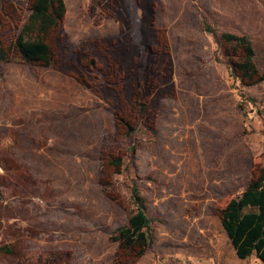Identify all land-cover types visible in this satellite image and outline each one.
I'll use <instances>...</instances> for the list:
<instances>
[{"label":"rangeland","instance_id":"obj_1","mask_svg":"<svg viewBox=\"0 0 264 264\" xmlns=\"http://www.w3.org/2000/svg\"><path fill=\"white\" fill-rule=\"evenodd\" d=\"M65 3L53 66L0 61V264H264L220 222L264 167V80L242 85L204 28L248 35L264 72V0ZM5 4L7 42L27 11ZM133 185L153 243L127 262Z\"/></svg>","mask_w":264,"mask_h":264},{"label":"trees","instance_id":"obj_2","mask_svg":"<svg viewBox=\"0 0 264 264\" xmlns=\"http://www.w3.org/2000/svg\"><path fill=\"white\" fill-rule=\"evenodd\" d=\"M5 3L6 0H0V30L7 7ZM25 8L27 13L22 22L14 26L11 40L6 42L0 36V61H9L18 56L29 64L53 66L55 42L63 33L67 10L65 0H26ZM204 28L214 35L230 74L242 85L252 86L264 80V72L257 66L255 48L248 35L227 31L217 34L207 22ZM131 131L133 127H127L129 134ZM109 158L107 162L114 167V173L121 174L122 157ZM128 204L126 221L111 238L118 244L119 260L133 262L152 246V219L134 185L131 186ZM220 222L238 258L244 259L254 254L264 262V167L220 209Z\"/></svg>","mask_w":264,"mask_h":264}]
</instances>
